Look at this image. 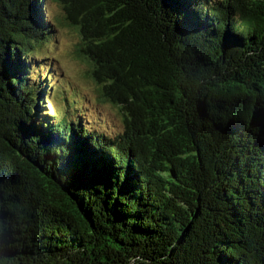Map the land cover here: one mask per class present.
I'll return each mask as SVG.
<instances>
[{
  "label": "trees",
  "instance_id": "1",
  "mask_svg": "<svg viewBox=\"0 0 264 264\" xmlns=\"http://www.w3.org/2000/svg\"><path fill=\"white\" fill-rule=\"evenodd\" d=\"M54 1L121 129L43 111L45 0H0V264H264V0Z\"/></svg>",
  "mask_w": 264,
  "mask_h": 264
},
{
  "label": "rangeland",
  "instance_id": "2",
  "mask_svg": "<svg viewBox=\"0 0 264 264\" xmlns=\"http://www.w3.org/2000/svg\"><path fill=\"white\" fill-rule=\"evenodd\" d=\"M44 7L54 27V37L42 47L41 58L34 68L38 70V75L48 71L52 76L47 84L49 95L47 102L42 104L43 111H48L55 121L75 118L80 112L86 119L87 127L98 132L118 133L121 125L115 110L98 101L96 85L88 77L87 65L78 56L79 38L76 32L59 24L63 12L58 3L45 0Z\"/></svg>",
  "mask_w": 264,
  "mask_h": 264
}]
</instances>
